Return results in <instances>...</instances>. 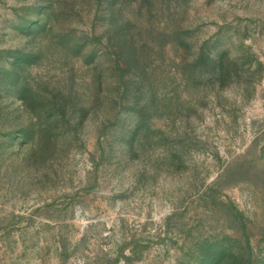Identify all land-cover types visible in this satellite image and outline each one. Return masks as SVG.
<instances>
[{"label": "rangeland", "instance_id": "obj_1", "mask_svg": "<svg viewBox=\"0 0 264 264\" xmlns=\"http://www.w3.org/2000/svg\"><path fill=\"white\" fill-rule=\"evenodd\" d=\"M0 264H264V0H0Z\"/></svg>", "mask_w": 264, "mask_h": 264}]
</instances>
